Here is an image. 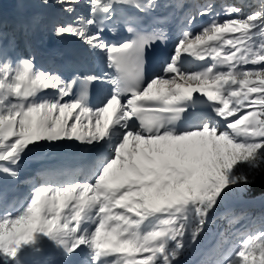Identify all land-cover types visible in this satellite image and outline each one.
Wrapping results in <instances>:
<instances>
[{
	"label": "snow or ice",
	"instance_id": "6c2138e0",
	"mask_svg": "<svg viewBox=\"0 0 264 264\" xmlns=\"http://www.w3.org/2000/svg\"><path fill=\"white\" fill-rule=\"evenodd\" d=\"M159 6L55 0L66 19L52 25L54 34L105 55L115 75L38 68L23 48L42 20L22 19L11 32L0 23V176L18 180L24 157L44 147H76L83 160L74 170L38 173L46 179L33 181L17 208L15 189L0 180V264H30L46 246L71 264H180L230 197L258 183L264 196V0L247 16L226 6L225 20L212 3H194L177 23L173 54L153 67V46L169 39L158 27L169 17L153 15ZM118 12L130 39L117 45L105 34H115ZM203 16L210 23L193 33ZM182 52L213 62L189 72ZM96 81L111 89L91 103ZM202 264H264V233L234 253L217 248Z\"/></svg>",
	"mask_w": 264,
	"mask_h": 264
},
{
	"label": "rangeland",
	"instance_id": "374dc122",
	"mask_svg": "<svg viewBox=\"0 0 264 264\" xmlns=\"http://www.w3.org/2000/svg\"><path fill=\"white\" fill-rule=\"evenodd\" d=\"M33 2H34L33 4L35 5L34 8H36L37 11H40L38 13L42 12V14L37 15V17H39L42 20V25L38 29V32H40L42 36L46 37V38L41 37V38H43V40L46 41L47 38H49V36L55 35L53 30H52V25L57 20H64L66 18L60 13L59 9L57 7H55V0H50V4L53 5L50 7L51 9H46L44 6H42L41 0H33ZM181 3L183 5H186L185 8L187 9L188 3L190 5H193L194 3L197 4V1L196 0H181ZM207 3H212L214 5V10H215L214 14H219L217 17L219 20H225V19L231 18L230 16H227L224 13V9L226 6L236 5L242 9V12L239 15L247 16L249 13L258 11L260 9L261 0H203L200 3V5L207 4ZM3 10L4 11L7 10L6 6L3 7ZM23 10H24L23 12L25 14H28V12H30V11L32 12V10H28L25 7H23ZM48 15H52V16L48 17ZM235 15H238V14H235V13L232 14V16H235ZM33 16H35V15H33ZM8 17H10V16H8ZM0 20L2 21V22L0 21V23H2L5 26L6 30L9 27H12L9 30V32H11L13 27L15 26V23L9 22V18H7V17H0ZM44 23H47V27H44ZM208 23H210V21L206 22V21L199 20L197 22L198 29L193 30L194 33L200 32L201 28ZM46 28H50L48 33L46 31ZM229 34H231V33H229ZM64 37H66V36H64ZM67 37L78 40L76 37H73L70 35H67ZM85 47H87V46L85 45ZM87 53L89 54V52H87ZM100 57H101L100 59H104V55L102 53L100 54ZM90 61H91L90 62L91 63V65H90L91 72H89V75L100 76V75H98L97 71H94L97 60L95 58L91 57ZM16 62H17L16 59H14L13 65H15ZM188 62L189 63H185V66L189 69V72H195V71L203 70L204 67L210 66V64H211L209 62L202 64V63H198V61H196L195 63H193L191 61H188ZM245 67L251 69V68H256L259 66L248 65ZM106 94L107 93H104L103 95H106ZM69 122L71 123V121H69ZM24 159L27 160V155L24 157ZM19 179L16 182H22L23 184L18 186V187L13 188V189H15V191H12L13 193L28 194L32 185H33V181L36 184L40 183L37 181V176L33 172L28 173V175H26L24 178L21 177ZM0 180L3 181V184L5 187L9 185V183H6V182H8L6 177L0 176ZM246 200H248L247 201L248 203L246 202ZM252 201H255V202H252ZM15 205H16V203H14L13 207L17 208V207H15ZM263 206H264V198L256 199V200L255 199H246V197L242 196V193L237 192L235 195H233L232 197L229 198V200L226 202V204L222 206L221 210H219L215 214L214 218L213 219L211 218L209 226L205 229L204 233L199 238L198 243L194 246V248L190 249L181 258L180 264H202V262L207 259V255L210 252L214 251L217 248L222 247L224 244L228 245V244H226L227 242L224 243L223 245H218L217 243H215V245H214V244H212V237H214L216 235L215 231H213L215 229V227L217 228V230L219 229V226L218 225L216 226L215 219H219L220 216L224 217V215L227 213L230 214V212H231L230 209H235L237 214L243 213V211L247 210L251 214V216L250 217L246 216L245 220L248 219L250 222H252L251 218H253V220H255L256 223H255V225L254 224L249 225V227H247L246 225L240 224V227H243V228H241L240 232L236 235V237H234L233 243L229 244L228 248H224V250L226 252H229V253H234L239 248L242 247V243L244 241H246L248 238H252L253 240H255L259 234L264 233V207ZM252 215H253V217H252ZM231 218H232L231 215H229L228 219H231ZM232 230L234 231V229L229 230V236L228 237L232 236V234H235V231L232 232ZM54 252H57V253H55V255L52 258H49L46 260L44 257H42V255H48V254L54 253ZM60 256H61L60 253L57 250H55L53 247L46 246L44 251L41 254L35 256L34 258H32L30 260V264H40V263H43L44 260H46L47 264H55Z\"/></svg>",
	"mask_w": 264,
	"mask_h": 264
},
{
	"label": "bare ground",
	"instance_id": "6f19581e",
	"mask_svg": "<svg viewBox=\"0 0 264 264\" xmlns=\"http://www.w3.org/2000/svg\"><path fill=\"white\" fill-rule=\"evenodd\" d=\"M196 1H197V4H200L203 0H196ZM162 2H163V0H158L159 5ZM175 2L177 5L182 4L181 0H175ZM33 3H34L33 0H24V5H25L24 7L28 10H32V12L30 11V12H28V14H25L23 12L24 11L23 8H21L19 6V0H0V17H7V18H9V22L16 24L20 20H22L23 18L26 19V17L28 18V17L33 16V15L37 16V15L42 14V12L38 13L40 11H37V9L34 8L35 5ZM4 6H6V9H7L6 11L3 10ZM45 8L51 9L50 7H45ZM192 10L193 9H191V5L189 3L187 5V9L185 7L184 8H177V11H178V14H180V17H182L185 13L192 11ZM8 16H10V17H8ZM50 16H52V15H48V17H50ZM199 20L209 22L211 20V17H208V16L197 17L196 22H198ZM44 27H47V23H44ZM11 28L12 27H9L7 29V31H9ZM193 28L194 27L191 26V30L194 33L193 30H197L198 27H196L195 29H193ZM49 30H50V28H46L47 33ZM239 34L240 33H231V34L226 33V34H224V36H225V38L238 37ZM41 37H45V36H42L41 33L38 32V30H37L36 33L34 34V36L32 37V43H36L37 46L39 47V50H37L36 53H38L42 57L49 59V63L45 66V70L55 68L56 63H59L61 61V58H58L57 61H54L55 54L58 53V54H60L59 57H61V48L63 45L66 44V45L72 46L79 53H81L83 60L87 64H91L90 63L91 57L95 58L97 60L96 61L97 67L95 66L94 71H97L98 75L103 76L105 73L110 74L108 67H107V64H106L105 55H104V59H100L101 58L100 54H96V55H92L90 53L88 54L87 51H85L87 49V47H85V45H83L79 40L69 38V37H67V35H66V37H57L56 35L49 36V38H47L46 41L43 40V38H41ZM217 43H219V41H210L209 42V44H217ZM226 47H230V46H226ZM199 50H200V48L198 47L197 51H199ZM23 51L24 52L31 51L32 53H34V50L32 49V47L31 48L24 47ZM182 58L184 59L185 63H189L188 61H191L193 63L198 61V63H202V64L206 63V62H209L212 64L211 57H206L205 60H198L195 57V55L182 52ZM211 64H210V66H211ZM63 74L66 76H70L69 73H63ZM84 76H86V75H83L81 78H83ZM71 78H75V76H73ZM94 83H100L101 84V86L103 88V94L108 93L110 91V88H111L110 84L101 83L99 81H96ZM46 91L51 92L52 90L48 89ZM193 95L199 96L200 94L194 93ZM201 99H206V98L201 97ZM210 111L211 110L209 109L208 112H210ZM82 163H83V160H82L81 154H80L78 148H76V147L69 146V147H61V148H56V149H52L49 147L39 148V149H35L34 151L28 153L27 154V160H25V159L22 160V162L19 165V178H21V177L24 178L26 175H28V173L33 172L37 176V181L42 183L43 180L46 179V177L38 175V173H43L46 170H52V169L74 170L77 167L81 166ZM6 179L8 181L6 183H9V185L6 187H8L10 189H13V188L18 187V186L23 184L22 182H16L17 180L13 181L7 177H6ZM26 195L27 194H17V193L10 192V199H12L13 197H16L15 207H19L21 201L23 200L24 196H26ZM247 201L248 200H246V202ZM252 202H255V201H252ZM249 222L250 221L248 219H246V220H243L241 224L249 227V225H251V224L255 225V223H256L255 220H253V218H252V222H250V223ZM241 228H243V227H240V225L236 228V233L234 234V237H236V235L240 232ZM55 253H57V252L50 253L48 255H42V257H44L47 260L49 258H52L55 255ZM46 260H44V262L40 263V264H47ZM55 264H71V262L65 260L62 256H60Z\"/></svg>",
	"mask_w": 264,
	"mask_h": 264
},
{
	"label": "trees",
	"instance_id": "16d2710c",
	"mask_svg": "<svg viewBox=\"0 0 264 264\" xmlns=\"http://www.w3.org/2000/svg\"><path fill=\"white\" fill-rule=\"evenodd\" d=\"M256 40L257 41H259L260 40V38L259 37H256ZM261 176H264V173H261L260 174ZM259 192H260V189H259V183L257 184V186H255V187H253L251 190H250V192H248V193H245L246 194V196H248V197H263L264 198V196H261L260 194H259ZM252 193H255V196H253L252 195ZM222 208V206L220 207V209ZM219 209V210H220ZM218 210V211H219ZM217 211V212H218ZM216 212V213H217ZM215 213V214H216ZM214 216L215 215H213L211 218L213 219L214 218ZM217 220V219H216ZM220 221V223H222L221 225H223V226H225V227H228V225L230 224V223H232L233 221H231L230 223H227L226 221H222V220H219ZM226 235L227 234H221V238L223 239L224 237H226Z\"/></svg>",
	"mask_w": 264,
	"mask_h": 264
}]
</instances>
